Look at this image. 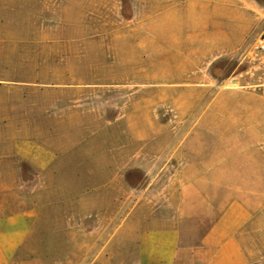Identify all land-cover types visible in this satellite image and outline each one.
<instances>
[{"label":"rangeland","instance_id":"obj_1","mask_svg":"<svg viewBox=\"0 0 264 264\" xmlns=\"http://www.w3.org/2000/svg\"><path fill=\"white\" fill-rule=\"evenodd\" d=\"M263 30L264 0H0V216L38 210L12 264H139L140 234L177 224L179 171L211 164L229 186L202 189L246 203L264 264Z\"/></svg>","mask_w":264,"mask_h":264},{"label":"crops","instance_id":"obj_2","mask_svg":"<svg viewBox=\"0 0 264 264\" xmlns=\"http://www.w3.org/2000/svg\"><path fill=\"white\" fill-rule=\"evenodd\" d=\"M14 153L38 170L49 169L55 161L53 151L32 141L15 142ZM190 167H184L177 175L179 187L173 201L177 224L140 234L139 264H249L241 234L253 213L240 198L225 200L217 210L220 199L211 198L202 187L229 186L224 179L214 181L219 165L211 164L195 173ZM37 217V208L0 216V264L13 263ZM187 221L197 223L199 238L195 244L182 242V225ZM204 222L208 223L202 229Z\"/></svg>","mask_w":264,"mask_h":264},{"label":"built area","instance_id":"obj_3","mask_svg":"<svg viewBox=\"0 0 264 264\" xmlns=\"http://www.w3.org/2000/svg\"><path fill=\"white\" fill-rule=\"evenodd\" d=\"M251 52L253 54L252 61L255 63V70H263L264 68V30L258 35V38L251 46ZM264 75L256 77V82L249 84L248 87L252 90H258L264 94Z\"/></svg>","mask_w":264,"mask_h":264}]
</instances>
